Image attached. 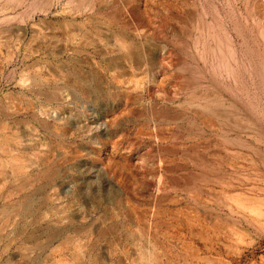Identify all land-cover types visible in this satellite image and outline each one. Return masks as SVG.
I'll use <instances>...</instances> for the list:
<instances>
[{
  "label": "rangeland",
  "instance_id": "1",
  "mask_svg": "<svg viewBox=\"0 0 264 264\" xmlns=\"http://www.w3.org/2000/svg\"><path fill=\"white\" fill-rule=\"evenodd\" d=\"M0 40V264H264V0H0Z\"/></svg>",
  "mask_w": 264,
  "mask_h": 264
},
{
  "label": "bare ground",
  "instance_id": "2",
  "mask_svg": "<svg viewBox=\"0 0 264 264\" xmlns=\"http://www.w3.org/2000/svg\"><path fill=\"white\" fill-rule=\"evenodd\" d=\"M100 27H101V26H100ZM77 29H79V27H78ZM64 32H65V31H64ZM67 32H69V31H67ZM100 32H101V31H100ZM101 33H102V34H99V33H98L99 36H100V35H103V31H102ZM33 34H35V32H34ZM69 34H70V33H69ZM69 34L66 35V34L64 33V34H62V35H64V36L66 35V36H65L66 40L71 41L73 38L70 40V35H69ZM51 35H52V34H51ZM72 35H73V34H72ZM76 35H77V34H76ZM76 35H75V36H76ZM35 36H36V39H37L38 41H37V40H34V39H32V40H34V42L37 41V42L40 44V40H41L40 37H41V36H40V35L38 36L37 34H36ZM47 36H48V35H47ZM54 36H55V35H54ZM64 36H63V37H64ZM83 36H84V35H83ZM96 36H97V34H96ZM96 36H94V37H96ZM99 36H97L98 38L96 37V38L98 39L97 42H99ZM38 37H39V39H38ZM88 37H89V35L87 36V40H89ZM90 37H91V36H90ZM94 37H93V38H94ZM102 37H103V36H101V38H100L101 40H102ZM43 38H44V37H43ZM53 38H57V36H56V37H52V39H53ZM80 38H82V37H80ZM85 38H86V36H84V39H85ZM96 38H95V40H96ZM52 39H51V40H52ZM75 39H76V37H75ZM42 40H44V39H42ZM45 40L48 42V39H45ZM54 40L57 41V39H54ZM59 40H60V39H59ZM62 40H63V39H62ZM78 40H80V39H78ZM85 40H86V39H85ZM91 40H92V38L90 39V41H91ZM95 40H94V41H95ZM101 40H100V42H101ZM113 40H114V39H113ZM0 41H1V40H0ZM5 41H6V40H5ZM49 41H50V40H49ZM60 41H61V40H60ZM72 41H73V40H72ZM90 41H88V42H90ZM92 41H93V40H92ZM92 41H91V42H92ZM94 41H93V43H95ZM115 41L119 42L118 40H115ZM3 42H4V41L2 40V43H3ZM7 42H8V41H6L5 43H7ZM42 42H44V41H42ZM42 42H41V43H42ZM58 42H59V41H58ZM61 42H62V41H61ZM63 42H64V40H63ZM80 42H82V41H80ZM84 42H85V41H84ZM84 42H83V43H84ZM2 43H1V44H2ZM5 43H3V44H5ZM30 43H32V42H30ZM30 43H29V44H30ZM66 43H67V42H66ZM75 43H78L80 46L83 45V44L79 43L78 41L74 42V44H75ZM85 43H87V42H85ZM102 43H103V42H102ZM123 43H124V42H123ZM8 44H9V43H8ZM48 44H49V43H48ZM58 44L62 45V44H64V43L61 44V43L59 42ZM87 44H89V43H87ZM95 44H96V43H95ZM95 44H94V46H95ZM98 44H100V43H98ZM103 44H104V43H103ZM113 44H114V42L112 43V45H113ZM117 44H118V43H117ZM119 44L121 45V42H120ZM119 44H118V45H119ZM124 44H125V43H124ZM6 45H7V44H6ZM30 45H31V44H30ZM66 45H67V44H66ZM68 45L70 46L71 44L68 43ZM84 45H86V44H84ZM92 45H93V44H92ZM112 45H111V46H112ZM114 45H115V44H114ZM114 45H113V47H114ZM71 46H73V45H71ZM88 46H89V45H88ZM103 46L106 47V45H103ZM108 46H109V45H108ZM108 46H107V49H108V50H107V49H105V48L103 49V48H102V45H101V48H102L103 50H102L101 48H100V50H102V51L104 52L105 50H106V51H112V50L114 49V48L112 47L113 49L110 50L109 48H111V46H109V48H108ZM115 46H116V45H115ZM123 46H125V45L122 44L121 46L116 47V48H118V49L115 50V51H118V50H119V47H120V48H121V47L123 48ZM97 47H98V46H97ZM99 47H100V46H99ZM125 47H127V46H125ZM30 48H31V47H28V52H29V49H30ZM124 49L126 50V48H124ZM124 49H122V50H124ZM125 50H124V51H125ZM26 51H27V50H26ZM102 51H101V52H102ZM106 51H105V52H106ZM113 51H114V50H113ZM113 51H112V52H113ZM115 51H114V52H115ZM126 51H127V50H126ZM105 52H104V53H105ZM114 52L112 53V55L114 54ZM120 52H121V51H120ZM104 53H103V54H104ZM109 53H110V52H109ZM126 53H127V52H126ZM110 54H111V53H110ZM115 54H117V53H115ZM118 54H120V53H118ZM118 54H117V55H118ZM124 54H125V53H124ZM124 54L121 53L120 56H122V55L125 56ZM117 55H116V56H117ZM114 56H115V55H114ZM107 57H108V56H107ZM110 57H111V56H110ZM54 67H55V66H54ZM51 69H52V68H51ZM54 69H55V68H54ZM56 69H57V68H56ZM56 69H55V70H56ZM36 71H37V70H36ZM58 73H59V71H58ZM60 74H61V73H60ZM60 74H59V75H60ZM63 75H64V74H63ZM63 75H62V77H63ZM65 75H66V74H65ZM60 76H61V75H60ZM74 76H75V75H74ZM39 77H40V76H39ZM80 77H81V76H80ZM57 78H58V77H57ZM86 79H87V78H86ZM59 80H61V79H59ZM63 80H64V78H63ZM70 80H71V79H70ZM82 80H83V79H82ZM65 81H66V80H65ZM68 81H69V80H68ZM80 81H81V80H80ZM83 82H85V81H82V83H83ZM74 84H75V83H74ZM86 85H87V83H86ZM75 87H76V86H75ZM75 87H74V88H75ZM36 90H37V89H36ZM75 90H76V89H75ZM37 91H38V90H37ZM81 91H82V90H81ZM46 93H47V92H46ZM78 93H79V92H78ZM57 94H58V93H57ZM45 96H46V95H45ZM50 97H52V96H50ZM53 98H54V97H53ZM47 99H48V97H47ZM210 102L212 103V101H210ZM205 103H207V102H205ZM208 103H209V102H208ZM208 103H207V104H208ZM213 103H214V102H213ZM196 104H197V103H196ZM209 105H211V104H209ZM203 108H205V106H204ZM209 108H210V107H208V109H209ZM208 109L205 108V111H206V110H207V111H210V110L213 111L214 108H213V109L210 108V110H208ZM214 111H215V110H214ZM214 111H213V112L210 111V112H211L212 114H214ZM110 118H111V117H110ZM113 124H114V123H113ZM110 125H111V124H110ZM29 136H32V135H29ZM0 139H1V138H0ZM32 139H33V138H32ZM34 139H35V138H34ZM3 140H4V139H3ZM3 140H2V141H3ZM6 140H7V139H6ZM13 140H16V142H17V139H12V141H13ZM27 140L30 141V143H29L28 141H26V142H28V144H31V142H32L31 139H30V140L27 139ZM0 141H1V140H0ZM8 141H9V140H8ZM34 141L36 142V140H34ZM34 141H33V142H34ZM3 143H4V144H3ZM3 143L1 142L0 144H3V145H4L3 150H5V146H6L5 143H6V142L4 141ZM18 143H20V142L18 141ZM18 143H17V146H18ZM13 144H14V143H13ZM0 147H1V145H0ZM2 147H3V146H2ZM7 148H8V146L6 147V150H8ZM0 150L2 151L1 148H0ZM10 151H11V150H10ZM1 153H3V154H7L8 151H7V153H4V151L1 152ZM10 153H11V152H10ZM63 153H64V152H63ZM11 154H12V153H11ZM5 156H6V155H5ZM9 156H10V155H9ZM36 156H37V155H36ZM38 156H39V155H38ZM38 156H37V157H38ZM39 157L41 158V155H40ZM13 158H15V157H13ZM19 158H20V157H19ZM30 158H32V157H30ZM35 158H36V157H35ZM35 158L32 159V160L34 161ZM18 160H20V159H18ZM28 160H30V159H28ZM28 160L25 159V161H26L25 163H27ZM32 160H30V162H32ZM39 160H40V159H38L37 162H39ZM42 160H43V158H42ZM42 160H40V161H42ZM8 161H9V160H8ZM11 161H12V160H11ZM23 161H24V160H23ZM13 162H14V160L12 161V163H13ZM28 162H29V161H28ZM7 163H10V164H11L10 167L13 166V168H10V170H14L15 173H12V174H14V175L16 174V176H17V177L15 176L16 178H14V179H13V178L11 179V177H10L9 179H11V181L13 180V182H14L16 179H18V177L23 178V177L27 176V175L23 172V169H24L25 167L22 168L21 165H20V167H19V165L16 164L15 162H14L15 164H14V163L12 164L11 162H7ZM25 163H24V164H25ZM35 163H36V162H35ZM39 163H40V162H39ZM5 164H6V163H5ZM28 164H29V163H28ZM32 164L34 165V162H32ZM40 164H41V163H40ZM40 164H38L37 166H40ZM3 165H4V163H3ZM28 166H29V165H28ZM35 166H36V165H35ZM35 166H34V167H35ZM37 166H36V167H37ZM5 167H6V165H5ZM31 167H32V166H31ZM31 167L29 166V168H31ZM34 167H33V169H34ZM40 167H41V166H40ZM200 167H201V166H200ZM7 168H8V169H6L5 172H6V171L9 172V167H7ZM20 168H22V170H21ZM48 168H49V167H48ZM4 169H5V168H4ZM38 169H39V168H38ZM47 170H48V169H46V171H45V170H44V171L47 173ZM24 171H25V169H24ZM27 171L29 172V170H27ZM27 171H25V172L27 173ZM48 171H49V170H48ZM11 172H13V171H11ZM0 173L5 174V173H3L2 171H1ZM9 173H10V172H9ZM33 173H34V172H33ZM35 173H36V172H35ZM48 173H49V172H48ZM48 173H47V174H48ZM50 173H51V172H50ZM6 174H7V173H6ZM10 174H11V173H10ZM30 174H31V173H30ZM30 174H29V175H30ZM43 174H44V172H43ZM51 174H54V172L51 173ZM7 175H8V174H7ZM7 175H5V176L7 177ZM38 175H39V174H38ZM49 175H50V174H49ZM9 176H10V175H9ZM11 176H12V175H11ZM46 176L48 177V175H46ZM6 177H5V178H6ZM13 177H14V176H13ZM27 177H29V176H27ZM2 178H3V177H2ZM7 178H8V177H7ZM30 178H31V177H30ZM49 178L51 179V176H50ZM52 178H53V177H52ZM31 179H32V178H31ZM34 179H35V178H34ZM50 179H49V180H50ZM24 180H25V179H24ZM26 180H27V179H26ZM28 180H30V179H28ZM28 180H27V181H28ZM216 180H217V179H216ZM27 181H26V182H27ZM21 182H22V181H21ZM26 182H25V183H24V181L22 182V183H23V187L26 185ZM30 182H31V181H30ZM204 182H205V181H204ZM22 183H21V185H22ZM24 184H25V185H24ZM25 187H26V186H25ZM207 189H208V188H207ZM27 201H28V200H27ZM22 203H24V202H22ZM26 204H27V203H26ZM24 206H25V205H24ZM26 206H27V205H26ZM57 206H58V205H57ZM52 208H54V206H53ZM52 208H50V209H52ZM24 209H25V208H24ZM55 209H56V211H58L56 206H55ZM58 209H59V210H62L61 207H60V208L58 207ZM63 209L65 210V208H63ZM51 211H52V210H51ZM56 211H55V212H56ZM62 212H64V211H61L60 213H62ZM53 213H54V212H53ZM54 214H57V213H54ZM4 217H5V216H4ZM6 220H7V219H6ZM4 221H5V219H4ZM5 222H6V221H5ZM5 224H6V223H5ZM4 226H6V225H4ZM3 229H4V228H3V226H2V230H3ZM129 235H130V234H129ZM77 254H78V253H77ZM77 254H76V255H77ZM76 257L78 258V256H75V258H76ZM75 258H74V259H75ZM77 258H76V259H77ZM74 259H73V260H74ZM77 261H78V260H77ZM78 262H80V261H78ZM74 264H75V263H74ZM140 264H141V263H140Z\"/></svg>",
  "mask_w": 264,
  "mask_h": 264
}]
</instances>
